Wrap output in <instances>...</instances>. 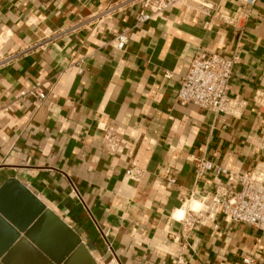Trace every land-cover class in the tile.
Instances as JSON below:
<instances>
[{"label": "crops", "instance_id": "obj_1", "mask_svg": "<svg viewBox=\"0 0 264 264\" xmlns=\"http://www.w3.org/2000/svg\"><path fill=\"white\" fill-rule=\"evenodd\" d=\"M117 1L0 0V187L18 181L96 264L112 254L118 264H264L260 231L208 217L225 180L195 170L198 160L238 173L264 163V108L253 99L264 91V0L175 5L139 25L136 8L98 21ZM239 9L245 18L225 22ZM202 52L236 57V117L176 101L187 60ZM33 87L44 99L27 94ZM107 132L120 140L111 152Z\"/></svg>", "mask_w": 264, "mask_h": 264}, {"label": "built area", "instance_id": "obj_2", "mask_svg": "<svg viewBox=\"0 0 264 264\" xmlns=\"http://www.w3.org/2000/svg\"><path fill=\"white\" fill-rule=\"evenodd\" d=\"M242 1L249 7L255 4V0ZM175 5L199 12L211 9L206 0H119L96 13V17L98 21H102L113 13L136 8L135 22L139 25L161 15ZM246 16L247 12L239 9L225 22L237 25ZM54 36L53 39H56L57 35ZM111 43L116 49L122 50L127 44V31H121ZM187 62L188 69L181 77L176 93V101L180 105H192L201 111L232 117L241 113L244 104L229 96V81L236 57L227 59L217 53L202 52L188 59ZM27 94L39 99L45 97L44 92L36 87H33ZM253 99L259 107L264 108V91L255 93ZM103 142L107 150L111 152L119 146L120 140L107 132L103 136ZM195 170L198 177L210 173L216 179H224L226 182V185L217 187L208 197V217L219 215L226 223L247 225L264 235V163L257 165L251 172L238 173L233 168L208 160H198ZM132 173V170L126 171L128 176H132ZM171 182L174 181L171 180ZM191 222L192 217L190 216L185 223L190 225ZM107 249L112 253V248L108 243ZM242 263L254 264V261L252 258H245ZM107 264H118L116 256L112 254Z\"/></svg>", "mask_w": 264, "mask_h": 264}, {"label": "water", "instance_id": "obj_3", "mask_svg": "<svg viewBox=\"0 0 264 264\" xmlns=\"http://www.w3.org/2000/svg\"><path fill=\"white\" fill-rule=\"evenodd\" d=\"M2 264H96L80 237L15 179L0 187Z\"/></svg>", "mask_w": 264, "mask_h": 264}, {"label": "bare ground", "instance_id": "obj_4", "mask_svg": "<svg viewBox=\"0 0 264 264\" xmlns=\"http://www.w3.org/2000/svg\"><path fill=\"white\" fill-rule=\"evenodd\" d=\"M198 207H199V204L196 203V202H194L193 205H192V208H193L194 210H196ZM181 210H182L183 213H184L185 208L183 207Z\"/></svg>", "mask_w": 264, "mask_h": 264}]
</instances>
